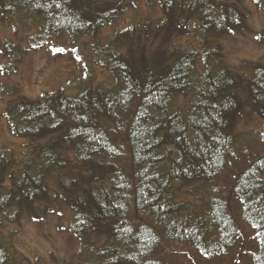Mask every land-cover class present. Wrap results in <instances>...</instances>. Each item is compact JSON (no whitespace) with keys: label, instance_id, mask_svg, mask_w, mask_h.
I'll list each match as a JSON object with an SVG mask.
<instances>
[{"label":"trees","instance_id":"obj_1","mask_svg":"<svg viewBox=\"0 0 264 264\" xmlns=\"http://www.w3.org/2000/svg\"><path fill=\"white\" fill-rule=\"evenodd\" d=\"M133 9L134 22L117 27ZM248 16L243 0H0V34L13 20L32 30L27 46L1 40L4 54L21 64L45 47L60 58L67 39L72 59L90 49L109 78L88 69L79 92L64 84L7 103L8 127L27 143L22 156L0 149V264H53L30 260L5 232L53 201L70 207L80 240L64 264H178L195 254L223 264L234 250L264 264V152L234 161L237 118L245 107L264 118V55L240 73L213 39ZM165 34L177 47L163 60L145 54V40Z\"/></svg>","mask_w":264,"mask_h":264},{"label":"rangeland","instance_id":"obj_2","mask_svg":"<svg viewBox=\"0 0 264 264\" xmlns=\"http://www.w3.org/2000/svg\"><path fill=\"white\" fill-rule=\"evenodd\" d=\"M243 4L248 7V18L213 39L215 43L221 46L224 61L234 71L250 73L253 71L252 65L263 60L264 55V0H243ZM136 16V10H131L126 16L127 21L122 22L117 27L129 25L134 22ZM30 22L33 23L28 19V23ZM28 23L26 22V25H29ZM25 33L31 34L32 30L25 31L18 20H13L6 31L0 34V41L9 38L14 43L27 46ZM183 38L187 37L184 36ZM178 41H180L179 38L173 34L151 36L145 40V54L155 57L156 51H159V58L163 60L177 47ZM63 43L60 42L59 45L69 49L65 56L54 58L53 50L42 47L26 54L21 64L12 58L11 52L4 54L3 49L0 48V149H9L16 156H22V152L26 150L27 139L23 136L13 135L4 116L7 103L16 98V95L21 94L30 98H37L43 90L55 91L64 84L70 87L69 92H79L83 81L86 80L87 74L85 73L88 69L94 72L93 74L98 81L109 80L106 72L93 63L90 49L83 47L82 51L85 54L86 62H79L72 59L70 45L66 41ZM14 65L18 66V69L13 71ZM91 80L97 84L94 79L89 81ZM12 88L16 89L15 95L9 94V89ZM255 112L245 107L244 113L237 118L236 127L242 133V137L237 145L235 164L242 162L243 154H247L249 150H252L254 156L256 153L264 152L261 136L264 129V118L257 116ZM251 114L252 118L250 117ZM227 180L231 182L230 179ZM202 194L203 192L198 193L199 196ZM45 203L49 202L44 201L43 204ZM48 205L49 210L46 213L42 208H39L30 214H26L21 222L10 223L5 232L13 235L16 248L30 260L40 256L47 262L64 264L71 261L80 247V240L73 236L69 229L73 212L62 201H53ZM35 218L37 220H34ZM238 221L240 222V218ZM246 231L251 239L253 230L248 227ZM179 249L188 254L191 250L182 245L179 246ZM236 251L234 250L230 256L221 257L224 259L218 261L222 260L226 264H248L245 256L243 255L241 258L239 253H235ZM238 257L241 258L240 262ZM178 264L209 263L204 257L195 254V260L181 257Z\"/></svg>","mask_w":264,"mask_h":264},{"label":"bare ground","instance_id":"obj_3","mask_svg":"<svg viewBox=\"0 0 264 264\" xmlns=\"http://www.w3.org/2000/svg\"><path fill=\"white\" fill-rule=\"evenodd\" d=\"M66 41H68V40L66 39Z\"/></svg>","mask_w":264,"mask_h":264}]
</instances>
